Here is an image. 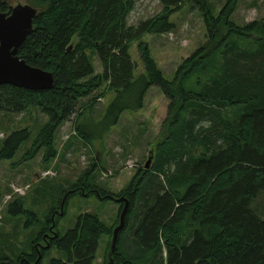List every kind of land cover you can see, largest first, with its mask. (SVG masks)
<instances>
[{"label":"trees","instance_id":"trees-1","mask_svg":"<svg viewBox=\"0 0 264 264\" xmlns=\"http://www.w3.org/2000/svg\"><path fill=\"white\" fill-rule=\"evenodd\" d=\"M32 1L40 12L19 56L53 74L55 87L33 92L0 86V114L35 108L48 117L31 158L41 148L47 160L55 157L57 132L104 84L115 94L108 111L114 125L127 111H142L152 88L170 102L169 133L152 173L137 177L120 196L87 188L101 200L130 202L116 263L264 264V24L236 26L237 0L218 16L206 0H191L204 18L207 42L169 81L145 43L146 73L137 76L131 46L145 35L174 33L171 7L180 9L181 0H163V15L136 27L128 18L137 0ZM9 9L0 1L1 13ZM94 57L103 75L93 77ZM30 137L28 130L14 133L0 161ZM105 234L112 232L96 216H82L55 244L67 262L52 264H95Z\"/></svg>","mask_w":264,"mask_h":264},{"label":"rangeland","instance_id":"rangeland-1","mask_svg":"<svg viewBox=\"0 0 264 264\" xmlns=\"http://www.w3.org/2000/svg\"><path fill=\"white\" fill-rule=\"evenodd\" d=\"M0 1L9 7L28 5L40 12L32 0ZM206 1L218 16L231 0ZM178 4L180 9L171 7L175 9L171 22L177 26L174 33L145 35L132 44L131 56L137 66V76L146 73L141 43L148 46L169 81L206 44L205 21L198 8L191 5V0H181ZM164 8L163 0H137L128 25L136 27L158 18ZM231 20L239 27L255 22L264 24V0H237ZM93 62L96 70L93 77L103 75L101 61L94 57ZM114 99L108 84L83 99L70 121L57 132L55 157L48 160L45 148L37 150L31 158L48 117L35 108L19 115L0 114V152L14 133L28 130L31 134L14 156L0 161V263L23 264L34 252V246L43 241L42 232L52 219L56 222L55 231L65 237L84 215L96 216L112 232L102 236L95 264L106 262L113 233L120 225L122 208L114 201L87 195V188L120 196L137 177L144 172L152 173L159 147L165 142L171 124L170 102L158 88L148 91L142 111H127L116 125L108 117ZM150 160V169L146 170ZM78 189L79 194L71 195ZM123 236H130V232ZM164 255L166 260L165 252ZM54 260L67 262V256L54 248L40 264H52Z\"/></svg>","mask_w":264,"mask_h":264},{"label":"water","instance_id":"water-1","mask_svg":"<svg viewBox=\"0 0 264 264\" xmlns=\"http://www.w3.org/2000/svg\"><path fill=\"white\" fill-rule=\"evenodd\" d=\"M38 10L28 5L11 7L9 13L0 12V86H13L33 92L49 91L55 87V77L39 68L31 67L19 56L21 47L34 31ZM152 160L147 169H150ZM123 205L120 225L113 233L109 264H115L121 233L126 229L130 202L126 198L116 200Z\"/></svg>","mask_w":264,"mask_h":264},{"label":"flooded vegetation","instance_id":"flooded-vegetation-1","mask_svg":"<svg viewBox=\"0 0 264 264\" xmlns=\"http://www.w3.org/2000/svg\"><path fill=\"white\" fill-rule=\"evenodd\" d=\"M120 206L121 208H123L122 204ZM45 227H46V230L42 232L43 241L40 243H37L34 246V252L32 253V255H28L27 258L24 259V261L22 260L23 264H40L43 261L45 254L48 252H51L54 248H56L55 244L60 238V235L55 231L56 229L55 219H52L50 222H48V224H46ZM109 253L107 256V260L106 262H104V264H109ZM114 261H115V264H117L115 256H114Z\"/></svg>","mask_w":264,"mask_h":264}]
</instances>
